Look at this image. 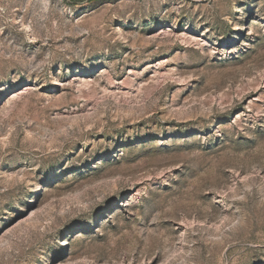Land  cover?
Instances as JSON below:
<instances>
[{"label":"rangeland","instance_id":"1","mask_svg":"<svg viewBox=\"0 0 264 264\" xmlns=\"http://www.w3.org/2000/svg\"><path fill=\"white\" fill-rule=\"evenodd\" d=\"M0 264H264V0H0Z\"/></svg>","mask_w":264,"mask_h":264}]
</instances>
